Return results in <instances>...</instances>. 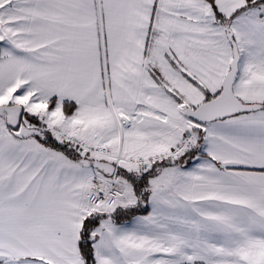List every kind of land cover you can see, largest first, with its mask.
<instances>
[{
    "label": "snow or ice",
    "instance_id": "snow-or-ice-1",
    "mask_svg": "<svg viewBox=\"0 0 264 264\" xmlns=\"http://www.w3.org/2000/svg\"><path fill=\"white\" fill-rule=\"evenodd\" d=\"M0 264H264V0H0Z\"/></svg>",
    "mask_w": 264,
    "mask_h": 264
}]
</instances>
